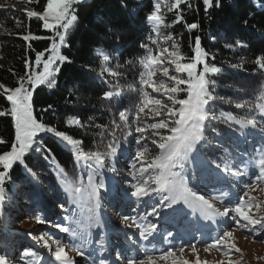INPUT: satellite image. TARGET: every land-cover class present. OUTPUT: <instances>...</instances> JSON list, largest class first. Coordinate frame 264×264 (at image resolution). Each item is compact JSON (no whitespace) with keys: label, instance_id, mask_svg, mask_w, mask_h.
Instances as JSON below:
<instances>
[{"label":"trees","instance_id":"16d2710c","mask_svg":"<svg viewBox=\"0 0 264 264\" xmlns=\"http://www.w3.org/2000/svg\"><path fill=\"white\" fill-rule=\"evenodd\" d=\"M188 2L194 5L193 9H188L187 4L181 5L186 23H173L175 11L166 13L165 17L170 33L180 45L184 62L193 55L196 36L201 37L203 49L215 57L214 60L209 57V66H215L220 71L207 74L215 81V87L211 89L213 101L209 107L216 110L217 116L220 112L231 113L238 120L254 117L258 123V127L253 129L250 125L241 127L235 122H225L224 118L211 121V127L219 135L206 132L208 145L200 146L202 156L194 152L193 159H190L183 170L179 167L174 169L186 181H191L190 174L194 171L202 172L205 165L212 164L211 161L222 166L229 163L233 169H239L253 158L250 152L252 147L262 145L264 150V132L260 131V127H264V113L255 108L258 102H262L258 97L264 96V70L258 69L254 63L257 56L264 55V0H222L221 8L210 10V19L205 18L202 0ZM45 4L46 0H35L31 4L27 0H0V5H4L0 7V83L8 88L16 87L18 77L24 75L25 58L34 60L36 52H44L50 47L51 41L46 38L30 42L21 38L29 32L37 37H50L54 34L42 28L41 20L35 17L29 20L24 15L26 11L43 12ZM153 4L152 0H85L83 4L76 5L78 20L67 32V46L59 49L60 54L67 56L70 62L59 64V71L54 73L55 83L51 88L47 82L41 84L32 96L33 115L37 121L82 141L84 151L103 152L105 145L112 141V136L105 129L111 130L113 121L121 125L116 129V137L121 144L120 153L111 160L116 171H109L105 167L97 177L104 181V188L101 189L103 196L113 191L112 187L115 188V185L111 181L120 180L119 176L125 179L121 180L126 183L125 193H130V185L135 181L132 175L124 173V165L130 162L135 163L137 169L140 167L139 162L133 159V152L138 147L135 138L140 135L135 132L133 117L142 99V89L152 94L141 83L144 68L140 61L147 55L141 44H147L150 48L153 46L148 36L154 34L146 19L153 10ZM196 8L199 10L196 11ZM191 23H198L200 27L189 31L186 24ZM237 42L248 46L238 47ZM29 43L31 47L28 46ZM226 44L232 47L227 48ZM47 55L45 53V58ZM104 55L110 56L108 62L103 60ZM111 72H118L119 75L113 76ZM106 91H118L119 96H114L111 101L105 100L103 93ZM184 95L179 94V98H184ZM237 104L244 107L238 108ZM49 105L52 107L49 108ZM249 105L252 106V111H249ZM9 107V102L0 95V111ZM125 110L128 114V127H124V122L119 118V112ZM144 119L147 123L155 122ZM75 120H79L80 125L70 123ZM128 131L132 135L127 136L125 141ZM159 131L168 135L166 129ZM41 135L55 155L47 162L38 155H33L27 163L30 172L15 167L4 185L3 193H0L4 196V200L0 202V255H5L9 261L14 253L20 257V248L25 246L28 249L30 239H36L30 231H15L24 220L34 222L36 232L47 228L43 232L47 235L50 230L45 213L50 204L42 203L47 196L52 205L57 203L67 209L58 211V223L81 218L86 213L90 215L88 205L81 206L77 203L75 208L86 209L80 210L77 215L70 214L74 201L65 190V183H86L88 170L77 163L74 153L65 144L54 139L51 134ZM145 136L148 138L145 144L147 156L154 152L153 158L159 153V149L151 143L150 129ZM0 137L9 142L14 139L11 116H0ZM210 149L211 154L208 152ZM5 150H8L7 146L0 145V152ZM136 174L139 175L138 172ZM147 175L146 173L145 178ZM233 179L245 180L241 176ZM39 190L43 192L38 193ZM37 195L41 196L39 204ZM36 217H40V222ZM88 218L89 216L77 221L75 225L86 226L82 222ZM56 221L51 226H64ZM20 263L23 264V261Z\"/></svg>","mask_w":264,"mask_h":264},{"label":"snow or ice","instance_id":"6c2138e0","mask_svg":"<svg viewBox=\"0 0 264 264\" xmlns=\"http://www.w3.org/2000/svg\"><path fill=\"white\" fill-rule=\"evenodd\" d=\"M27 2L31 4L35 0H27ZM84 2L85 0H46L43 12L26 11L24 13L29 20L33 17L41 20L42 28L54 34L50 37H37L30 32L23 35L21 38L26 42L40 38L49 39L51 41L50 47L46 48L44 52H36L34 60L25 58V72L24 75L18 77L16 87L8 88L0 83V90H2L0 95H3L10 104L9 108L0 111V116H11L14 126V139L11 142L0 137V145H6L8 149L0 152V193H3L4 185L10 179L11 171L15 167H21L26 172H30L27 163L33 155H38L46 162L51 156L55 155L52 148L45 143L43 135H41L51 134L54 139L69 147V150L74 153L77 163H81L82 168L88 170L86 183L81 182L78 185L65 183V190L75 203L81 206L88 205L90 212L88 227L90 228L99 225V218L95 215V209L99 207V190L104 188V181L102 178L97 180V177L101 175V170L105 167L109 171H116L115 166L111 164V160L120 153L121 144L117 140L116 129H119L121 125L113 121V128L111 130L105 129L112 136V141L105 145L103 152L98 150L84 151L81 147L82 141L74 139L66 132L58 131L52 126L38 122L33 115L32 106V96L37 86L47 82L48 87L51 88L55 83L54 73L59 71V64L70 62L67 56L60 54L59 49L62 46H67V32L78 20L75 6ZM182 4H187L188 9L194 8V5L188 0H172L170 4L166 5L168 11H175L174 24L186 23L183 15L184 9L181 8ZM202 5L205 18L210 19V10L221 8L223 2L222 0H202ZM124 6L122 5V7ZM161 6V0H154L153 10L146 18L152 24V32L155 33V36L149 35L148 40L151 44L157 46H159L158 42L160 40H171L172 45L171 49L167 47L159 48L158 53L153 56L149 45L141 44V47L147 52V55L140 61L147 69L146 72L141 73V83L151 87L155 95L142 89V99L133 117V122L136 124L135 132L140 134L135 138L138 147L133 159L140 163V167L137 169L135 163L131 166L134 171L129 174L133 176L135 182L130 185V195L137 200L152 195L160 196L161 207H168L173 212L178 211L173 206L182 202L189 208L198 211L202 217L213 220L217 217L221 219L228 218L232 227L255 235L256 228L250 226L259 225L264 228V216L254 218L245 211L246 207L253 204L252 197H249L247 202L239 199L233 207H228L225 203L228 194L221 190L222 194L212 197L213 200H219L222 204H225L221 210L215 207L209 199H205L203 195H198L196 192L189 190L186 179L174 171L178 167L183 170L190 159H193L192 154L199 151L198 146L208 145L206 132L219 135V132L211 127V121L224 118L225 122H235L241 127L250 125L253 129L258 127V123L254 117L238 120L231 113L220 112L217 116L216 110L209 107L210 102L213 101L211 89L215 87V81L210 79L207 74L220 71L215 66H209V57L213 60L215 57L203 49L201 37L196 36L192 48L193 55L188 58L187 62H184L185 58L179 51L177 39L171 34L167 36L161 34L162 27H169V25L163 23ZM0 7H4V5H0ZM195 10L198 11L199 9L196 8ZM245 23H247L246 20ZM186 27L191 31L198 29L200 25L191 23L186 24ZM118 40L119 37L117 36ZM28 46L31 47V44L29 43ZM237 46L247 47L248 45L237 42ZM225 47L231 48L232 45L226 44ZM45 53H48L46 58ZM103 60L108 62L110 56L104 55ZM165 62L170 66H174L173 75H169L168 67L163 66ZM254 63L258 66V69L264 70V55L257 56ZM156 67L163 72L166 80H161L158 83L153 81L152 77L155 75ZM232 67H236V65H232ZM41 68L42 70H40ZM13 74L15 75V73ZM110 74L113 76L119 75L118 72H111ZM145 77L147 78L145 79ZM181 93L185 94L184 98H179ZM114 96H119V92L106 91L103 93V99L105 100L111 101ZM258 100L262 102H258L255 108L260 113H264V96L258 97ZM236 106L238 108L244 107L242 104ZM51 107L49 105V108ZM249 111H252L251 105H249ZM145 117L155 122L147 123ZM157 117L159 119H156ZM119 118L124 122V127H128L127 110L120 111ZM205 121L209 123L206 124ZM70 123L80 125L79 120ZM229 127H231V123H229ZM149 129L151 130V143L156 145L159 153L151 160H146L145 157L148 152L145 144L148 142V138L145 133ZM161 129H166L168 135L161 134L159 131ZM260 131L264 132V127H260ZM131 135L132 132L128 131L125 135V141L127 136ZM201 142H203V145ZM106 158H108V163H106ZM211 163L215 165V168L221 174H227L233 178L247 175L248 165H245L244 169H233L229 163H224L223 166L216 163V161H211ZM255 164L259 167L260 173L256 179L264 180V150L260 152ZM137 172L139 173L138 176ZM146 173L148 175L145 178ZM62 183L64 182L62 181ZM165 193L167 194L165 195ZM244 195L248 196V193L245 192ZM3 200L4 196L0 195V202ZM159 211V209L153 207L149 215L158 216ZM36 219L40 222V217H36ZM122 222L125 223L126 227L139 229V236L144 240L152 236L156 229L154 223L140 224L137 222V217L134 216L124 215L122 216ZM61 230L64 232L70 231L69 228H62ZM169 235L172 234L169 233ZM232 236V231H224L223 235L218 237L212 246H218L220 251H224L226 248L229 249V252L225 253L226 255L230 254L233 249L239 252V249H235L234 245L227 243V240ZM76 237L77 232L73 231L72 238L75 239ZM36 239L38 242L40 240L44 241V246L48 248L51 256L54 257V264H75L72 257L65 251L66 246L62 244L60 239L50 236L48 239L43 236ZM83 239H86V235ZM49 240L52 241V244H55L54 249L52 244H49ZM72 248L78 255H84L82 245L78 247L73 244ZM180 251L183 252V248ZM192 251L195 252L194 247ZM171 255L172 252H166L161 259ZM120 258L118 253L117 259ZM39 259L40 257L36 253L27 249L20 254V260L23 261V264H36V260ZM153 259V257L148 256V264H152ZM0 264H10V261L5 255H0ZM100 264H104V261L101 260ZM127 264H145V260L129 258ZM185 264H188V262L185 261ZM196 264H201L198 257ZM217 264H221V262L218 261ZM233 264H238V262H233Z\"/></svg>","mask_w":264,"mask_h":264},{"label":"rangeland","instance_id":"374dc122","mask_svg":"<svg viewBox=\"0 0 264 264\" xmlns=\"http://www.w3.org/2000/svg\"><path fill=\"white\" fill-rule=\"evenodd\" d=\"M154 3V0H152ZM170 4L169 0H161V14L163 15V23L165 25L167 24L166 21V17L165 14L170 12L168 11L166 5ZM151 26V31H152V24L150 23ZM153 33V32H152ZM155 36V33H153ZM161 34L164 36H167L170 33L169 31V27H162L161 28ZM172 35V34H171ZM173 36V35H172ZM159 46L154 45L151 46L152 49V55L155 56L158 51L159 48H164L167 47L169 49H171V45H172V41L168 40V41H163L160 40L159 42ZM179 51H180V45H179ZM164 67H168L169 69V75H173L174 74V66H170L167 62L164 63L163 65ZM155 67V66H154ZM144 72L147 71V69L144 67ZM147 77H145L146 79ZM153 81H156L157 83L161 80H166V77L164 76L163 72L159 70L158 67H156L155 69V75L152 77ZM148 89L151 90L152 94L155 95V93H153L152 88L148 87ZM146 119H148L147 117H145ZM158 118V117H157ZM156 118V119H157ZM153 121V120H152ZM153 123V122H151ZM261 147L263 148V146L261 145ZM252 152L254 151V148L251 149ZM259 152V151H257ZM154 152L150 153L149 156H147L145 159L146 160H151L152 159V154ZM135 154V152H133V155ZM259 155L257 153V155L254 154L253 158L251 159V163L249 161V163L251 164L250 166V173L248 174V176H243L244 178H246L247 180H245L244 182L247 184L244 187H239V189H236V193L234 194L233 198H230V200L225 201V203L227 204L228 207H233L235 205V203L239 200V199H243L245 202L248 201L249 197L253 198V204L246 207L245 211L252 217L254 218H260L261 216H264V180H257L256 177L258 175H260L259 173V167L255 164V161L258 159ZM140 165V163H138V166ZM132 164H130V162H128L126 164V167L123 168V171L126 175H130V172H133L134 169H132ZM249 166V165H248ZM244 169V167H243ZM249 169V167H248ZM194 176V175H192ZM207 176V173H204V178L203 180H206L207 178L205 177ZM209 177V176H208ZM119 178H122V176H119ZM203 180L200 182H203ZM195 181V179H194ZM208 181V179H207ZM38 183V182H37ZM36 183V184H37ZM200 183H198V185H196L197 192L200 193ZM125 186V185H124ZM196 190V189H195ZM38 193L43 192L42 190L37 191ZM247 192L248 196H245L244 193ZM220 195V193H213V194H206L205 198L209 199L211 203L214 204L215 207L220 208L221 210L223 209V207L225 206V204H222L219 200H213L212 197ZM230 201V203H229ZM145 202L147 201H143L140 202L139 204H137V211H135L136 215L144 217L146 212L150 213L153 209V207H151L150 209L147 210V205H145ZM50 203V202H48ZM258 205V207H257ZM51 208H54V206L56 207V205H53L50 203ZM159 206V205H158ZM140 207H142L141 209H139ZM139 210V211H138ZM143 210V211H141ZM57 209L55 208V211H51L48 210L46 213V216H50V213L52 214L53 212H56ZM165 211H162V209H160L159 215H151L148 216V218H150V221L153 220H157L160 219V216L162 215V213H164ZM56 214V213H55ZM53 216V215H52ZM157 218V219H155ZM219 221H221V226L226 230V228H229V231L233 232V236L227 240V243L230 245H234L235 249H239V252H236L234 249L231 250L230 254H225L226 252H229V249H224V251H220L218 246L217 247H213L212 244L210 243H205V244H190L188 246H181L182 244H178L177 247H175L174 245H172V248L170 250V252H172L171 256H167L164 259H161L162 256H164V254L166 252H169V250H164L163 252H158L155 253L153 255H150L151 257H153V261L152 264H185V261L188 262V264H196V260L197 257L199 258V260L201 261V264H217L218 261L221 262V264H233V262H238V264H264V228L260 227L259 225H254V226H250V227H255L257 232L255 235H253L250 232H246V231H242L240 229H237L235 227L231 226V221L228 218L225 219H221L219 218ZM118 226H123L125 225V223L122 222V219H118L116 220ZM34 222L30 221H26L24 220L21 224V226L19 227V229L15 230V231H19V230H23V231H30L31 233H34V236L36 238L43 236L45 239H48V237H53L52 232L50 233L48 231V236L43 234V232L46 231L47 228H43L40 231H37V228L34 227ZM47 224L52 225V222H48ZM34 229V230H33ZM33 230V231H31ZM78 230V229H77ZM68 234L72 235L73 232H69ZM106 237L104 238V240H97L99 243V249L101 251H106V247L113 245L114 242V237L111 235V233L106 232ZM80 238V237H79ZM56 239V237H55ZM82 239V238H80ZM80 239H77L76 242H69V246L65 245L64 242H67L65 240H62V244L65 245V251L68 253V255L70 257H72V259L79 264H84L87 259L85 257H88L90 262H92V258L90 255L88 254H84L83 256L78 255L77 253H75L76 251L73 250L72 245L75 244L76 246L80 243ZM216 240V239H215ZM213 240V242L215 241ZM30 243L31 244H35V246H39L42 249V253H44V255H49L50 257L51 254L48 250V248H46L44 246V241L40 240L38 242L37 239L33 238L30 239ZM39 244V245H37ZM49 244H52V241L49 240ZM96 245L97 242H91L90 243V247H92L93 249H96ZM53 249L55 248V244H52ZM121 248H123L122 246H120ZM195 248V252L192 251V248ZM163 248V247H162ZM183 248V252L180 251V249ZM83 249H86V246L83 247ZM207 249V250H206ZM145 252L149 251L152 252V248H149L148 250H144ZM109 254V253H107ZM138 260H145V264H148L147 261V257L146 258H140ZM20 257L15 256V258H12V260H10V264H21L20 263ZM87 264V263H85Z\"/></svg>","mask_w":264,"mask_h":264},{"label":"bare ground","instance_id":"6f19581e","mask_svg":"<svg viewBox=\"0 0 264 264\" xmlns=\"http://www.w3.org/2000/svg\"><path fill=\"white\" fill-rule=\"evenodd\" d=\"M187 210H190V208L188 207V208H186ZM197 234V233H196ZM197 238L199 237L198 235L196 236Z\"/></svg>","mask_w":264,"mask_h":264}]
</instances>
